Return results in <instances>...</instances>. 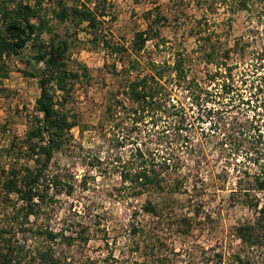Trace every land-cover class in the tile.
Wrapping results in <instances>:
<instances>
[{"label": "rangeland", "instance_id": "1", "mask_svg": "<svg viewBox=\"0 0 264 264\" xmlns=\"http://www.w3.org/2000/svg\"><path fill=\"white\" fill-rule=\"evenodd\" d=\"M20 1L31 6L41 1V16L34 23L40 17L49 22L52 34L43 35L46 42L54 37L67 41L68 69L83 76L64 108L77 126L54 154L44 182L46 197L37 215L25 222L27 230L20 232L12 206L21 204L15 196L7 203L1 186L3 173L13 165H35L33 160L14 159L8 151L12 145H23L39 115L40 90L37 80L26 74L31 73L27 63L34 55L30 46L23 52L24 60L5 61L8 75L0 85V232L16 230L13 241L22 247L17 264H44L40 255L49 249L59 264H237L239 255L252 264H264V246L249 248L235 232L252 223L256 213L232 196L240 179L243 184L253 181L244 177V170L251 175L259 172L254 163L257 154L246 156L250 147L256 149L254 141L227 140L224 126L214 131L204 108L191 107L183 89L173 88L178 110L174 116L164 114L161 121L141 120L133 112L136 106L124 96L129 81L150 74L155 66H172L179 53L192 55L187 75H206L205 65L194 54V32L199 29L215 31L224 49L243 39V58L232 54L227 61L240 64L234 75H250L248 79L264 75V61L256 58L264 46V16L259 18L263 5L240 11L236 0H0V4ZM58 2L105 11L97 34L87 23L61 22L55 15ZM146 31L151 35L158 31L159 36L135 51L136 34ZM203 86L213 91L212 85ZM235 115L241 125L253 117L239 109ZM139 149L156 170L163 159L171 161L174 168L164 173L167 184L181 176V190L149 189L136 196L137 190L123 181L122 173L138 171ZM147 202L157 206L158 216L144 211ZM184 221L191 223L190 228ZM133 227L140 232L134 234ZM47 232L62 233L73 242L69 245L62 237L52 241ZM3 242L0 236V245Z\"/></svg>", "mask_w": 264, "mask_h": 264}, {"label": "trees", "instance_id": "2", "mask_svg": "<svg viewBox=\"0 0 264 264\" xmlns=\"http://www.w3.org/2000/svg\"><path fill=\"white\" fill-rule=\"evenodd\" d=\"M57 4L59 11L55 15L61 22L71 20L76 25L87 23L88 27L97 34L96 30L101 24L99 19L103 18L105 11L99 13L97 8L91 9L86 4L71 8L62 2ZM236 5L238 10L248 11L252 6L263 5L264 7V0H236ZM41 8V1H38L35 6L25 5L22 1L12 6L0 4V85L8 75L5 61L12 57L24 60L23 52L30 46L34 55L27 63L31 73L26 74L37 80L40 90L36 103L39 115L35 117L23 145L20 147L12 145L11 150L8 151L12 157L16 156L14 159L33 160L35 165L33 168L27 164L20 167L13 165L3 173L1 186L7 203H12L11 198L15 196L16 201L21 204L12 206L13 222L15 227L21 228L20 232L27 230L24 227L25 222L31 216L37 215L39 203L46 197L44 193L47 192L48 185L44 182L54 154L68 141V134L77 126L76 121L69 120L64 108L75 82L83 76L68 69L67 41L56 37L49 42L43 39L45 33L52 34V31L48 29L49 22L42 17L38 23L33 21L41 16ZM263 16L264 9L259 14V18ZM198 24L201 25V22ZM194 35L197 45L194 54L199 56L198 60L205 65L206 75L202 77L187 75L193 61L192 55L179 53L172 66H155L150 74L129 81L124 96L136 106L133 112L141 120L150 117L152 121L157 119L161 121L164 114L174 116L178 110L177 103H174L172 98L173 88L183 89L189 94L191 107L195 104L201 109L204 108L207 118L211 119V128L214 131L218 130L219 126H224V130L229 134L227 140L241 137L244 140H252L251 143L254 141L256 149L254 146L252 149L250 147L246 151V156L250 158L249 154L252 151L257 154L254 163L259 165V172L251 175L249 171L244 170V177L253 178V181L243 184V178L240 179L238 188L232 192V196L235 200H242L256 213L252 223L241 225L236 229L237 238L249 248L261 247L264 246V163H260L264 157V115H262L264 113V75H252V79H248L250 75H234V71L239 70L240 64L229 65L227 61L232 59V54L241 55L243 58L245 55V46L241 44L243 39H238L233 48L224 49L218 39L220 36L215 31L199 29L194 32ZM152 36H159L158 31H155L153 35L147 31L137 33L134 50L141 51ZM256 58L261 62L264 61V46L257 51ZM168 72L175 75H165ZM200 78L205 86H213L212 92L204 88L199 81ZM247 92L248 95L245 96ZM116 104L122 106L120 101H116ZM209 104L219 107L215 109L214 105L210 107ZM238 109L245 114L253 113V117H248L246 121L248 125L236 122L235 111ZM146 156V152L137 150L136 157L141 161L138 171L122 173L123 181L130 182L137 190L135 195L141 196L149 189L165 192L168 188L173 193L180 191L183 182L179 180L183 181L184 178L180 176L181 178L178 177L173 183L167 184L164 175L170 168H174L171 161L168 163L167 159H163L160 169L156 170L155 165L147 162ZM149 164H151L150 167ZM258 194H263V197ZM144 211L153 216L159 215L157 206L152 202L146 203ZM184 222L190 228L191 223ZM8 230L0 232L4 240L3 245H0V264H17L20 262L19 253L22 247L17 246L13 241L17 234L16 230L13 232L12 229ZM132 231L134 234L140 232L136 227H133ZM10 233H12L11 236L6 238V234ZM46 235L52 241L62 237L69 245L73 242L71 237H63L62 233L47 232ZM40 256L44 264H59L51 249ZM235 258L237 264H252L240 255Z\"/></svg>", "mask_w": 264, "mask_h": 264}]
</instances>
